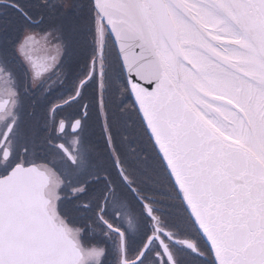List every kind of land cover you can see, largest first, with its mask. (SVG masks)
Listing matches in <instances>:
<instances>
[{"label": "snow or ice", "instance_id": "6c2138e0", "mask_svg": "<svg viewBox=\"0 0 264 264\" xmlns=\"http://www.w3.org/2000/svg\"><path fill=\"white\" fill-rule=\"evenodd\" d=\"M0 264H264V0H0Z\"/></svg>", "mask_w": 264, "mask_h": 264}]
</instances>
